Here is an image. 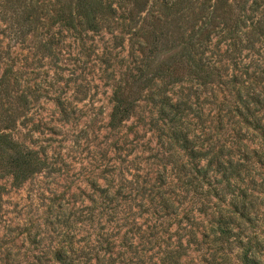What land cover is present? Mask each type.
Here are the masks:
<instances>
[{
    "label": "rangeland",
    "instance_id": "374dc122",
    "mask_svg": "<svg viewBox=\"0 0 264 264\" xmlns=\"http://www.w3.org/2000/svg\"><path fill=\"white\" fill-rule=\"evenodd\" d=\"M68 2L0 0V130L44 161L16 183L0 159V264H60L82 246L98 251L92 264H264V107L245 123L236 89L196 90L183 65L177 107L162 113L149 99L161 89L135 84L132 115L113 128L114 92L140 74L134 26L116 15L69 27L57 20ZM245 18L251 49L214 59L264 98V0ZM179 45L160 44L154 64ZM181 134L209 155L202 165L224 163L229 184L204 182Z\"/></svg>",
    "mask_w": 264,
    "mask_h": 264
},
{
    "label": "trees",
    "instance_id": "16d2710c",
    "mask_svg": "<svg viewBox=\"0 0 264 264\" xmlns=\"http://www.w3.org/2000/svg\"><path fill=\"white\" fill-rule=\"evenodd\" d=\"M68 1L65 8L57 13L59 22L65 23L69 27L78 24L85 25L88 30H98L100 20L119 15L120 19L134 26L131 30L139 40L137 52L141 55V60L138 56L135 58L141 61L139 64L141 67H138L140 74H132L126 82L128 87L127 85L123 88L119 86L114 92V106L110 118L113 128L118 127L132 115L136 100L134 94L138 93L133 90L132 86L135 84H141L143 86L141 89L144 90L151 89L154 85L161 89V93L151 92L149 99L155 105L160 106L162 113L167 109L177 107L178 101L172 97L171 92L173 87L177 86L175 84L186 82L184 76L178 77L179 69L182 70L183 65L189 66L190 73L194 78L190 81L191 86L196 90L204 88L220 90L225 86L229 89H236L239 103L246 112V115L242 116L245 123L249 124V116L253 114V110L257 106L264 107L262 92L246 84V81L237 78V75L230 76L223 73L221 67L217 65L222 59H214L223 56L231 63L235 61L238 63L241 57H236V55H241L244 50L251 49L253 45L244 44L249 40V34L245 31L247 28L245 14L252 5L257 4V0ZM22 21L25 22V18ZM34 23L32 14H30V28H33ZM20 32L22 29H18L15 34ZM219 36L221 44L217 46L218 54L212 55L211 47L214 38H219ZM247 36L248 39H246ZM173 40L180 43L178 55L154 64L153 57L156 55L159 45ZM223 44H226L227 48L222 49L221 45ZM210 56L213 57L210 58ZM236 63L234 64L236 65ZM181 87L183 85L179 86V88ZM261 124L262 122L259 121L258 125L254 123L251 127L262 130ZM173 138L186 142V145H181V148L195 162V171L202 176L205 183L209 186H216L221 182L230 183L232 177H229L226 168L222 171V168L225 167L224 163H220L218 160L214 161L210 157L208 162L202 165V161L209 155L188 146V135H173ZM5 155L9 157L8 174L13 176L16 183L27 179L44 166V161L36 151L30 150L24 143L19 142L2 129L0 130V159ZM221 173L222 179H218L216 174ZM4 190L5 187L0 184V201ZM221 232L226 233L225 230H221ZM78 252L77 260L72 259V256L66 252L64 255H58L57 261L60 264H92L99 256L98 251L85 246L80 247ZM243 262L245 264H261L260 260L248 257H245Z\"/></svg>",
    "mask_w": 264,
    "mask_h": 264
}]
</instances>
